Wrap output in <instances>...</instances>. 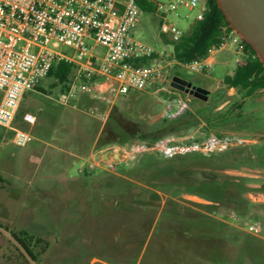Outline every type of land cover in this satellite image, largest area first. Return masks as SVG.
Returning a JSON list of instances; mask_svg holds the SVG:
<instances>
[{
	"label": "rangeland",
	"instance_id": "1",
	"mask_svg": "<svg viewBox=\"0 0 264 264\" xmlns=\"http://www.w3.org/2000/svg\"><path fill=\"white\" fill-rule=\"evenodd\" d=\"M142 1L147 5L140 8L133 36L168 60L171 40L160 30L157 10L158 2L168 0ZM198 11L180 5L166 15L187 30ZM236 49L228 39L210 52L211 67L199 72L185 62L174 64L161 82L115 97L111 108L94 91L78 92L77 99L63 103L69 82L43 78L19 109L36 116L33 123L18 121L30 131V142L16 145L12 132L0 125V222L48 239L40 264H264V88L245 96L224 84L241 57ZM175 75L210 90L208 99L171 86ZM179 95L188 103L181 118L190 116L184 121L196 125L175 122L171 134L162 136L163 108ZM205 116H229L219 127H206L233 135L238 143L215 149L210 159H188L189 152L204 148L197 138L182 144L179 133L206 124ZM145 134L150 137L141 138ZM104 145L122 150V161L112 156L117 161L112 171L102 161L106 151L88 156ZM171 152L176 154L165 156ZM151 157L157 164L145 163ZM96 161L99 165L90 167ZM131 193L160 198L161 209L145 213L126 207L124 195ZM257 222L261 231L247 229ZM16 245L3 230L0 264H26Z\"/></svg>",
	"mask_w": 264,
	"mask_h": 264
},
{
	"label": "built area",
	"instance_id": "2",
	"mask_svg": "<svg viewBox=\"0 0 264 264\" xmlns=\"http://www.w3.org/2000/svg\"><path fill=\"white\" fill-rule=\"evenodd\" d=\"M207 1L168 0L157 3L160 30L171 40L166 47L173 51V43L185 32L169 22L166 11H175L180 5L189 9L199 7L195 20H200ZM140 13L136 0H0V90L3 92L0 125L12 132L16 145L25 146L32 139L30 131L22 128L18 121L33 123L36 120L29 111L20 113L21 101L58 61L76 65L63 95V103H67L68 98L77 99L78 92L94 91L97 93L95 96L110 108L115 97L132 90L149 89L164 79L168 68L184 62L174 54L168 60L158 57L153 46L134 38ZM228 39L236 44V51L241 55L236 58L237 65L244 64L245 44L233 29L224 31L219 45L211 48L210 52L223 47ZM212 63L210 54L185 61L186 66L195 72L209 69ZM157 89L167 90L164 87ZM174 100L167 99L162 118L175 119L188 109V103L181 95L176 102ZM104 116L106 113L100 115L101 118ZM181 138L201 140L204 151L230 146L236 140L233 135L219 136L210 132L205 123L193 127ZM175 140L179 142V139ZM100 150L114 152L111 145L98 147ZM117 153L120 155L122 150ZM102 161L109 168L116 162L111 154ZM247 229L259 232L262 226L259 222L250 223Z\"/></svg>",
	"mask_w": 264,
	"mask_h": 264
},
{
	"label": "trees",
	"instance_id": "3",
	"mask_svg": "<svg viewBox=\"0 0 264 264\" xmlns=\"http://www.w3.org/2000/svg\"><path fill=\"white\" fill-rule=\"evenodd\" d=\"M136 2L141 9L146 8L147 4L142 0H136ZM231 29L232 28L230 27L224 13L218 6L217 1L208 0L203 18L200 20H195L190 24L188 29L185 30L184 34L173 43L172 52L178 60H182L184 62L195 58L205 57L210 54L211 48H213L214 46L217 47L219 45L222 33L226 30ZM243 42L245 44L246 53L245 63L237 65L232 73L225 75L223 82L228 87H233L238 92L243 93V95L251 96L264 88V65L259 59L254 48L245 40H243ZM75 70V63L61 60L53 64L47 76H52L57 82L67 84L68 82H70ZM37 85L38 83L35 85V87H37ZM186 117L188 118L190 116ZM186 117L181 118L180 116L173 120L162 118V121L158 126L159 130H162L160 132V135H170L173 130L171 129L173 128L172 124L175 122L184 121ZM229 118V116L227 118L218 116V118L214 120L209 116H205V119L207 120L206 125L209 128L219 127L222 125V123H224L225 120ZM192 122L193 121H184L182 122V125L184 128L185 126L193 123V125H196V121L193 123ZM183 127L181 128V131L179 133L180 135L188 133V131H186V129H184ZM212 133L219 136L224 135L223 133L218 131ZM148 137H150L148 134L141 136V138L144 139H147ZM179 142H177L178 145ZM181 143L185 145H191L194 143V141L193 139H188L183 140V142ZM212 152L213 151L189 152L193 155L188 156V153L186 155V158H208L209 154H211ZM261 152L262 149L257 151V153L259 154H261ZM150 156L153 157V155ZM152 157L148 160H145V163L147 165L151 163L155 164L157 162H154V159ZM180 157H184V155H180ZM158 161L161 163L162 159L160 158L158 159ZM120 184L123 183L120 182ZM191 191L195 192V190L193 189ZM3 230L8 231L15 242L18 244V246L16 245L15 247L19 251V256L23 259L24 263L32 264L30 260L34 261L37 264H40L42 262L43 257L50 245L48 239L30 232L26 228L13 229L10 228L7 224H3L2 222H0V236L3 234Z\"/></svg>",
	"mask_w": 264,
	"mask_h": 264
},
{
	"label": "water",
	"instance_id": "4",
	"mask_svg": "<svg viewBox=\"0 0 264 264\" xmlns=\"http://www.w3.org/2000/svg\"><path fill=\"white\" fill-rule=\"evenodd\" d=\"M230 27L256 51L264 65V0H216ZM171 86L206 100L210 94L207 88L193 84L180 77L173 76ZM151 144V143H150ZM121 161L117 152H107Z\"/></svg>",
	"mask_w": 264,
	"mask_h": 264
},
{
	"label": "flooded vegetation",
	"instance_id": "5",
	"mask_svg": "<svg viewBox=\"0 0 264 264\" xmlns=\"http://www.w3.org/2000/svg\"><path fill=\"white\" fill-rule=\"evenodd\" d=\"M150 154L152 155V153H150ZM166 154L169 157H172V156H174V154H176V152H171V153H166ZM167 155H165V156H167ZM114 164H113V168H114ZM110 171H112L111 168H110ZM131 184L136 185V183H131ZM124 196L127 198L124 201L126 204V207L127 206L129 207V205H131L130 207H139V208L143 209V212H145V213L149 212V211L161 209L160 204H158V202H160V198H152L151 195H149V194L131 193L130 195L125 194ZM140 201H141V203H140Z\"/></svg>",
	"mask_w": 264,
	"mask_h": 264
},
{
	"label": "crops",
	"instance_id": "6",
	"mask_svg": "<svg viewBox=\"0 0 264 264\" xmlns=\"http://www.w3.org/2000/svg\"><path fill=\"white\" fill-rule=\"evenodd\" d=\"M210 58H211L212 60H214L213 57H212L211 55H210ZM157 90H159V89H156V91H157ZM97 151H98V148L95 149V148L93 147V148L91 149V151L89 152L88 156L91 157L92 159L96 158V156H97ZM105 154H106V153H102V156L104 157ZM94 164L99 165V162L96 161L95 163H91V164H90V167L93 168Z\"/></svg>",
	"mask_w": 264,
	"mask_h": 264
}]
</instances>
